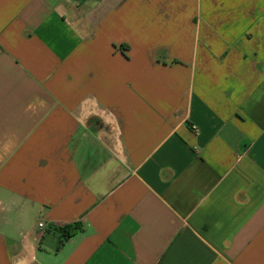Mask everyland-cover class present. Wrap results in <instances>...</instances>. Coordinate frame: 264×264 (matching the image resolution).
<instances>
[{
    "label": "crops",
    "instance_id": "obj_1",
    "mask_svg": "<svg viewBox=\"0 0 264 264\" xmlns=\"http://www.w3.org/2000/svg\"><path fill=\"white\" fill-rule=\"evenodd\" d=\"M0 264H264V0H0Z\"/></svg>",
    "mask_w": 264,
    "mask_h": 264
},
{
    "label": "trees",
    "instance_id": "obj_2",
    "mask_svg": "<svg viewBox=\"0 0 264 264\" xmlns=\"http://www.w3.org/2000/svg\"><path fill=\"white\" fill-rule=\"evenodd\" d=\"M78 230H79V227L76 224L61 227L59 229L60 238H61L60 243H63L65 239H67L72 233H74Z\"/></svg>",
    "mask_w": 264,
    "mask_h": 264
},
{
    "label": "built area",
    "instance_id": "obj_3",
    "mask_svg": "<svg viewBox=\"0 0 264 264\" xmlns=\"http://www.w3.org/2000/svg\"><path fill=\"white\" fill-rule=\"evenodd\" d=\"M37 227H38L39 230H42V231L45 229V226H44V224L42 222H39Z\"/></svg>",
    "mask_w": 264,
    "mask_h": 264
}]
</instances>
